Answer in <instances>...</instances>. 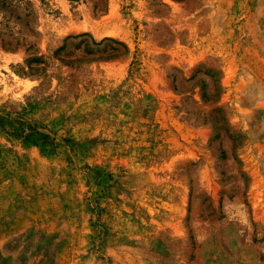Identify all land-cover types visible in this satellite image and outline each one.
I'll list each match as a JSON object with an SVG mask.
<instances>
[{
  "label": "rangeland",
  "instance_id": "374dc122",
  "mask_svg": "<svg viewBox=\"0 0 264 264\" xmlns=\"http://www.w3.org/2000/svg\"><path fill=\"white\" fill-rule=\"evenodd\" d=\"M0 264H264V0H0Z\"/></svg>",
  "mask_w": 264,
  "mask_h": 264
}]
</instances>
